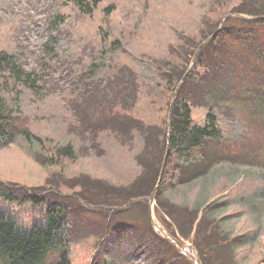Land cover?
<instances>
[{"label": "rangeland", "instance_id": "374dc122", "mask_svg": "<svg viewBox=\"0 0 264 264\" xmlns=\"http://www.w3.org/2000/svg\"><path fill=\"white\" fill-rule=\"evenodd\" d=\"M240 1L103 0L90 15H82L65 0H0V53L13 55L24 71L38 76L37 92L19 95L16 128L43 141L42 157H53L57 145L75 147V159L56 158V164L42 167L33 158L38 150L12 135L0 146V210L29 230L43 221L49 205L60 208L66 215L62 235L70 264H152L145 261L152 258L145 246L151 238L145 217L137 208L134 218L127 214L137 199L94 198L76 185L88 178L129 187L140 173L138 141L124 144L107 132L90 140L80 114L95 113L97 105L115 99L113 109L121 111L123 96L134 103L128 113L158 120L161 114L151 110V102L159 99L160 71H183L188 65L175 51L186 50L190 39L203 41V34L212 33ZM253 1L245 0L246 6ZM224 28L202 50L177 95L190 108L193 125L204 126L213 114L220 137L204 141L196 162L174 158L176 184L160 197L173 207H211L206 223L247 243L237 249L236 261L264 264V22L231 21ZM128 66L138 79L132 87L121 85L130 79L124 73ZM120 208L121 217L108 220Z\"/></svg>", "mask_w": 264, "mask_h": 264}, {"label": "trees", "instance_id": "16d2710c", "mask_svg": "<svg viewBox=\"0 0 264 264\" xmlns=\"http://www.w3.org/2000/svg\"><path fill=\"white\" fill-rule=\"evenodd\" d=\"M101 2L103 0H65V4L75 7L77 12L82 15H90ZM240 2L239 7L230 13L264 15V0L253 1L250 6H246L245 0ZM109 10L110 8L105 9L107 13ZM231 21L238 20L229 18L225 21L224 27ZM214 27H216V24ZM224 27L219 35L225 30ZM210 34L211 32L207 31L205 35L203 34L202 40ZM215 40L212 42H215ZM196 41L193 42L190 39L186 50L181 48L175 51L179 61H184L188 65L190 60L188 57L194 52H190V49L195 50L201 43ZM117 44L115 43V45ZM92 68H94V64L88 67L89 73H91ZM186 68L183 66L181 72L176 69L168 70L165 73L160 71V82H163V84L158 87L160 89L159 99L155 101L156 105L153 104L154 101L151 102L153 106L151 110L161 114L158 120H156V117L151 120H143L137 117L138 114L128 113L127 110L134 103L131 104L132 102H130L128 104L129 102L123 99V96L119 97L121 111L113 109L117 100L115 99L117 96H115V98L113 97V100H115H111L109 105H97L95 113L80 114V122L91 133L90 140H95L101 132L123 138L124 144L136 139L141 149V153L136 157L140 173L129 187L116 188L95 179L91 182V179L88 178L83 179L81 183L76 185L82 186L83 194L86 193L94 198L117 199L125 195H133L138 202L128 205V216L134 218L136 213L134 209L137 208L141 217H145L147 214L145 198L150 195L156 184L161 161L165 149L168 148L165 170L156 194V204L161 209H155L154 211L158 221L171 236L175 237L178 234L183 240L189 241L196 249L201 264H240L235 259L236 251L247 243L242 240L243 236L229 237L221 234L222 231H220L219 226L214 230L211 225L207 224L206 220L212 218L211 207L193 206L192 208H186L182 205H174L175 207H173L164 200L162 201L163 198L160 197L163 193L173 189L176 184L175 178L179 168L173 167V158H177L181 163L196 162L202 157L204 141L220 137L216 117L213 114L207 115L204 126L193 125L188 105L178 97L173 102L170 132L166 137V117L170 99ZM103 69V67L100 68V70ZM124 73L128 74L127 77H130V79H124L121 85L132 87V82L135 80L138 82L137 76L135 77L131 67H125ZM85 74L81 76V79ZM132 78L134 79L132 80ZM37 82L38 76L24 71L13 55L0 53V146L7 145L12 135H19L30 145V148L38 150V152H33V158L42 167L56 164V158L73 160L75 159V147L71 142L54 147L53 157H42L39 156V152H42L43 141L32 136L27 129H17L15 126V114L19 110V95L23 90L36 93L39 88ZM109 85H111V82H109ZM131 96L134 101L136 94L132 92ZM166 139H168L167 143ZM70 187H75V184L70 185ZM129 200L121 201L117 205L122 207ZM41 201L42 199L34 200V202ZM122 213L123 211L120 208L111 212L107 218L108 220H117ZM163 215L169 218L171 223L166 222ZM41 217L43 221L35 222L29 230H23L11 216L0 210V264H70L65 248V239L62 235L66 223L65 213L57 206L49 205L41 214ZM198 218L199 221L196 225ZM214 221L216 222L215 219ZM142 222L147 228V220L145 219ZM148 231L151 238L147 244L150 247L152 258L147 259V261H153L152 264H190L173 246L154 235L149 228ZM55 250H58L59 253L56 260L51 261L50 258ZM143 253L145 254V252Z\"/></svg>", "mask_w": 264, "mask_h": 264}, {"label": "water", "instance_id": "95a60500", "mask_svg": "<svg viewBox=\"0 0 264 264\" xmlns=\"http://www.w3.org/2000/svg\"><path fill=\"white\" fill-rule=\"evenodd\" d=\"M229 16L236 17V18L243 19V20H247V21H264V16H260V17H252V16H245V15H238V14L229 15ZM221 25H222V23L220 24V26H221ZM215 34H217V32H216ZM215 34H214L213 36H215ZM213 36L210 37V38H208V39H206L203 43H201V44L199 45V47L196 49V51H195V53H194V57H193V58H195L196 53L198 52V50H199V49H200L205 43H207L208 41H210V40L213 38ZM192 60H194V59H192ZM174 96H175V94L173 95L172 100L174 99ZM170 110H171V105H170L169 114H168V125H169V118H170ZM164 161H165V159H164ZM163 166H164V163H163V165H162V169H161V171H160V176H159L158 183H157V185L155 186L154 191L152 192V194H151V196H150V205L152 204V202H153V200H154V195H155V193H156V190H157V188H158V185H159V182H160V179H161V176H162ZM149 221H150V224H151L152 229L155 230V231H159V233H160L162 239H163L164 241L170 243V244L173 245L174 247H176V248H177L182 254H184V252H185L186 250L189 249V246H187L185 242H183V241H181V240H177V239L173 238L172 236H170L169 234H167L164 230H161V229L157 226V224H156L155 222L152 221L151 217L149 218ZM194 259H195V263H196V264H200V262H199V260H198V258H197L196 256L194 257ZM195 263H192V264H195Z\"/></svg>", "mask_w": 264, "mask_h": 264}]
</instances>
